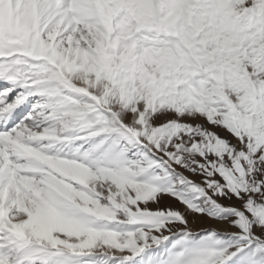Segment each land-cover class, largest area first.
Segmentation results:
<instances>
[{"label":"snow or ice","instance_id":"6c2138e0","mask_svg":"<svg viewBox=\"0 0 264 264\" xmlns=\"http://www.w3.org/2000/svg\"><path fill=\"white\" fill-rule=\"evenodd\" d=\"M0 264H264V0H0Z\"/></svg>","mask_w":264,"mask_h":264}]
</instances>
